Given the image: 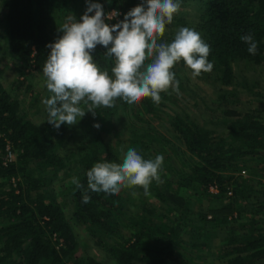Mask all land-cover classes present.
<instances>
[{
  "label": "trees",
  "instance_id": "1",
  "mask_svg": "<svg viewBox=\"0 0 264 264\" xmlns=\"http://www.w3.org/2000/svg\"><path fill=\"white\" fill-rule=\"evenodd\" d=\"M93 2L101 3L106 14L119 12L115 19H106L114 24L143 0ZM180 2L159 42H171L181 27H188L210 46L213 70L198 77L215 85L218 104L210 110L215 120L198 119L185 109L168 111L181 89L191 91L195 105L206 106L177 77L179 94L161 93L159 105L151 98L134 105L120 99L115 107L101 106L95 116L88 112L77 124L57 129L47 122L46 106L42 122L24 112L22 99L3 83L0 67V264H264V114L237 105L244 100L234 68L239 61L264 63V0ZM87 6L86 0H0V38L6 36L9 55L26 74L17 80V88L34 85L28 74L44 76L47 45L63 34L59 26L67 17L79 20ZM246 34L258 42L255 55L240 39ZM106 52L97 45L91 54L112 75L115 60ZM43 85L46 99L51 93ZM89 113L94 120L101 118L104 128L115 124L126 130L129 148L145 159L162 155L163 183L153 181L148 195L141 187L116 195L88 189L86 173L95 163H122L124 158L119 144L101 129L79 131ZM58 137L75 146L61 152L64 139L57 144ZM8 144L15 157L4 162ZM60 172L67 177L65 184L55 183ZM213 184L218 191L211 190ZM85 192L88 203L82 202ZM73 222L83 225L95 244L98 237L112 239L104 245V256L89 247L79 251Z\"/></svg>",
  "mask_w": 264,
  "mask_h": 264
},
{
  "label": "clouds",
  "instance_id": "2",
  "mask_svg": "<svg viewBox=\"0 0 264 264\" xmlns=\"http://www.w3.org/2000/svg\"><path fill=\"white\" fill-rule=\"evenodd\" d=\"M86 2L88 6L81 18L67 17L59 26L63 34L47 45L50 53L43 74L51 95L42 103L48 113L47 122L55 128L65 123L75 125L87 112L95 116L97 108L115 107L120 99L134 105L151 98L159 105L161 93L171 89L179 94L173 69L181 61L192 70L193 77L213 70V63L208 60L210 46L194 29L181 27L171 42H159L179 12L180 0H143L114 24L106 23V19H115L119 12L106 14L101 3ZM240 39L250 54L257 53L258 42L251 34ZM97 45L107 49L106 56L114 57L112 75L95 62L91 53ZM163 161L162 155L145 159L130 147L122 163H95L86 173L87 187L94 193L113 195L124 188L141 187L148 195L153 181L163 183ZM72 183L83 188L77 178ZM90 199L85 192L82 202Z\"/></svg>",
  "mask_w": 264,
  "mask_h": 264
},
{
  "label": "rangeland",
  "instance_id": "3",
  "mask_svg": "<svg viewBox=\"0 0 264 264\" xmlns=\"http://www.w3.org/2000/svg\"><path fill=\"white\" fill-rule=\"evenodd\" d=\"M0 67L2 69L3 83L10 91L13 90L15 95H18L22 99L21 103L24 112L33 120L37 122H42L44 120L45 115V105L42 103V101L45 99V89L43 85L45 82V77L43 75L39 76L38 74H28V78L32 81L34 85L27 89L24 87H16L17 80L24 78L26 74L25 72L20 71L21 67L9 55L7 51L6 36H2L0 38ZM234 68L236 71L237 80L240 83H238L236 87L240 89V98L244 100V103H238L237 105H241L242 107L244 106L245 108H258L259 110L262 109L264 114V63L259 65H246L245 62L239 61L235 62ZM173 71L176 74L177 80V77H180V79H183L186 83L188 82V86L191 88L192 91L197 92L199 96L201 95L200 97L205 100L206 106H202V103L195 105V98L191 97L190 90L188 91L185 89H181L180 91L182 92V94L176 95V92H173L170 89L169 91H172L177 96L178 101L177 103H170L171 106L166 107L168 111L173 114L174 109L179 110L181 112H183V109H185L198 119L215 120L216 118H210L213 115L210 110L213 109V106H216L218 104V101L216 102L217 92L215 90V85L206 77H193L192 70L188 68L185 64H181L178 69L175 68L173 69ZM243 76H245L246 78H244ZM87 114L88 112L85 114V116ZM162 115H164L165 117L169 116L166 114V112H162ZM87 119L89 120L88 123L85 122L87 121ZM129 119L130 120L128 121L130 122L132 118L129 117ZM158 120V118H154L153 122L157 124L162 131H165L166 129L162 125H160ZM83 121V127L79 130L80 132H84V129H86L87 127H95L96 129H101L102 133L107 139H111L113 143L119 144L122 155L126 154L129 148V134L126 130L120 129L115 124H109L106 126V128H104L103 120L101 118L94 120V118H91V113H89V116L85 117V121ZM96 124H99V127H96ZM217 127L220 128V125H218ZM63 139L64 142L62 141ZM62 140L61 137L57 138V144H60L62 141V144L60 145L59 149L61 152L66 153L69 151L70 148L75 146L72 140L67 141L64 137L62 138ZM62 177L63 173L60 172L59 176H57L56 178L55 183L59 184L60 182H62L63 184H65L67 182V177L65 178L64 176V180L62 179ZM60 199H63V195H60ZM73 224L75 225V228L77 230L81 245L79 251L86 252V247H89L90 251H92V253L96 254L97 256H104L106 254V249L104 245H107L112 241L110 237L99 238L97 236L98 239L96 240V245L83 225L78 224L76 222H73ZM217 241L218 239L216 237L213 241L215 243L213 249H217ZM208 257L213 258L214 255L208 254Z\"/></svg>",
  "mask_w": 264,
  "mask_h": 264
},
{
  "label": "built area",
  "instance_id": "4",
  "mask_svg": "<svg viewBox=\"0 0 264 264\" xmlns=\"http://www.w3.org/2000/svg\"><path fill=\"white\" fill-rule=\"evenodd\" d=\"M112 11H116L115 9L111 10L110 12ZM109 12V13H110ZM15 157V152L14 150L12 149L11 145H7V153H6V159L4 162H6V160H11V159H14ZM243 172H246V170H242ZM262 180L264 181V170H263V175H262ZM211 190H214V191H218V187L216 184H213L211 185Z\"/></svg>",
  "mask_w": 264,
  "mask_h": 264
}]
</instances>
